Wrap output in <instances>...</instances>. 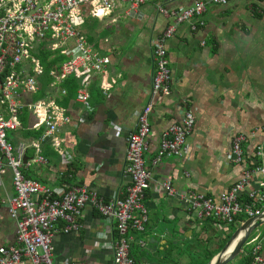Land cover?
<instances>
[{"label":"crops","instance_id":"obj_1","mask_svg":"<svg viewBox=\"0 0 264 264\" xmlns=\"http://www.w3.org/2000/svg\"><path fill=\"white\" fill-rule=\"evenodd\" d=\"M199 1L206 0H152L138 7L122 4L103 20L88 17L85 35L97 53L111 59L110 66L93 78L90 106L78 101L83 79L77 76L69 79L73 81L71 90L69 80L63 82L67 96L45 98L53 93L50 77L49 91L36 97L42 92V77L37 94L20 98L22 126L9 132L15 146L27 145L22 168L27 177L40 180L57 195L70 184H82L108 199L131 182L125 172L127 133L135 129L139 114L151 104L149 120L154 134L148 138L145 160L152 177L144 199L149 220L144 231L128 233L133 237L130 255L136 264H193L198 258L202 263L210 252L217 255L223 239L233 235L241 223L231 225L228 232L216 221L201 223L187 199L191 193L201 192L218 200L245 169L263 163L256 149L264 144V0L210 4L203 16L180 25L166 45L172 96L149 93L156 45L172 23L159 13V6L169 12L183 11ZM103 87L110 88L109 95L103 93ZM40 100L56 101L72 116L58 133L60 147L53 145V137L40 143V151L32 145L47 129L46 125L36 126L40 118L28 106ZM185 107L196 117L187 139L188 155L164 157L154 165L162 133L180 120ZM25 113L26 122L22 121ZM37 131L42 133L37 135ZM239 132L248 138L243 145L244 160L238 164L232 161V143ZM38 156L45 161L36 160ZM263 177L257 173L253 185L258 186ZM167 181L175 194L167 193ZM14 195L13 172L6 167L0 174V248L18 244V222L8 206ZM243 198L248 200L244 194L242 203ZM81 221L80 230L69 232L64 229L66 223L59 222L55 263L114 264L119 237L115 223L92 204L84 209ZM256 237L264 242V232ZM141 239L145 246L139 243ZM27 264L33 262L27 258Z\"/></svg>","mask_w":264,"mask_h":264},{"label":"built area","instance_id":"obj_2","mask_svg":"<svg viewBox=\"0 0 264 264\" xmlns=\"http://www.w3.org/2000/svg\"><path fill=\"white\" fill-rule=\"evenodd\" d=\"M151 1L0 0V174L6 171V167L13 172L15 195L8 199V206L19 226L18 244L0 248V264H27V258L33 264H56L54 238L60 230L59 222L66 223L64 229L67 232L80 230L84 209L89 204L116 225L119 237L114 245V264H135L130 255L133 237L128 233L131 230L144 231L149 220L144 199L152 177L151 168L145 160L148 138L154 134L149 120L151 104L139 114L135 129L127 133L125 172L130 175L131 182L108 199L82 184H70L61 195H57L50 186L27 177L22 170L27 145L20 143L15 146L9 132L22 126L20 112L24 105L20 98L40 91V79L44 76L38 57L40 53H60L67 57L57 70L50 72L53 93L45 98L67 96L68 90L62 86L63 82L77 76L83 79L78 101L88 107L93 78L110 66L111 59L97 53L90 44L84 33L87 18L103 20L122 4L138 7ZM229 1H199L186 10L173 12L159 6V13L171 18L172 23L159 38L154 52V73L149 92L153 97L172 96L173 76L166 45L175 36L178 27L203 16L210 4L226 6ZM200 24L204 23L201 21ZM102 90L106 96L109 95L110 88L103 87ZM28 106L40 118L36 126L47 127L32 145L40 151V143L53 137V145L60 147L58 133L63 125L72 121L67 108L56 101L43 100ZM195 120L194 111L185 107L180 120L162 133L159 149L152 160L154 165L164 157L188 155L187 139L194 129ZM118 131L122 133V128L119 127ZM247 138L243 132L234 137V163L243 162V144ZM256 155L262 165L245 169L240 179L222 193L220 199L201 192L191 193L187 201L197 221H216L228 232L231 225L244 222L238 219V215L246 214L250 218L264 211V177L258 186L253 185L257 173L264 176V144L257 146ZM36 160L43 162L45 158L38 156ZM164 187L169 195L175 194L171 182H165ZM244 194L248 200L242 203ZM139 243L142 246L147 244L144 239ZM263 246L261 237L251 235L248 238L242 251L244 255H251L250 264H264ZM62 264L77 263L66 261Z\"/></svg>","mask_w":264,"mask_h":264},{"label":"water","instance_id":"obj_3","mask_svg":"<svg viewBox=\"0 0 264 264\" xmlns=\"http://www.w3.org/2000/svg\"><path fill=\"white\" fill-rule=\"evenodd\" d=\"M264 225V211L260 215L250 217L246 219L233 233L228 243L222 248V250L215 255L206 264H230L233 262L242 252V249L247 242L248 238L252 235L253 231ZM238 237V240L234 247L229 251V247Z\"/></svg>","mask_w":264,"mask_h":264},{"label":"trees","instance_id":"obj_4","mask_svg":"<svg viewBox=\"0 0 264 264\" xmlns=\"http://www.w3.org/2000/svg\"><path fill=\"white\" fill-rule=\"evenodd\" d=\"M38 57L41 59L42 66L44 68V76L41 79V83H42L41 90H42V92L39 95V97H41V96H44V94H46L47 91H49L48 87H50V84L52 82V78H50V72L53 70H57V68H59V66L67 60V57L61 55L60 53H52V52L40 53ZM72 82H73L72 80H69L66 82V83H68L69 86H67V87L70 88V90L72 88L71 85H73ZM73 87H76V86H73ZM26 120H27V116L25 113L22 117V121L26 122ZM41 133H42V131H37L36 134L40 135ZM243 199L246 201V198H243ZM247 218H248V216L246 214H240L238 216V219L240 221H242V220L244 221ZM237 225L239 226L238 223H237ZM231 236L232 235L229 234V237H231ZM221 247H223V245ZM215 255H216V253L214 254V253L210 252L204 256L202 263H196L194 260L193 264H206ZM250 262H251V255L245 254L243 257V260H242V264H250Z\"/></svg>","mask_w":264,"mask_h":264},{"label":"rangeland","instance_id":"obj_5","mask_svg":"<svg viewBox=\"0 0 264 264\" xmlns=\"http://www.w3.org/2000/svg\"><path fill=\"white\" fill-rule=\"evenodd\" d=\"M36 97H39V95H37ZM244 145V144H243ZM257 150V149H256ZM233 232V231H232ZM264 232V225L263 226H261V227H259L258 229H256L254 232H253V237L254 236H256V235H258V234H262ZM230 238L231 237H229L228 235L225 237V239H223V241L222 242H224L223 243V247L228 243V241L230 240ZM248 245H246L245 247H247ZM223 247H219V252L221 251V249L223 248ZM244 247V248H245ZM243 257H244V251H242L241 252V254L233 261V262H231L230 264H242V260H243ZM197 260H199V258L197 259ZM197 260L195 261L196 263H198L197 262Z\"/></svg>","mask_w":264,"mask_h":264},{"label":"bare ground","instance_id":"obj_6","mask_svg":"<svg viewBox=\"0 0 264 264\" xmlns=\"http://www.w3.org/2000/svg\"><path fill=\"white\" fill-rule=\"evenodd\" d=\"M237 240H238V237L235 238L234 241L232 242V244L230 245L229 251L234 247V245L236 244Z\"/></svg>","mask_w":264,"mask_h":264}]
</instances>
